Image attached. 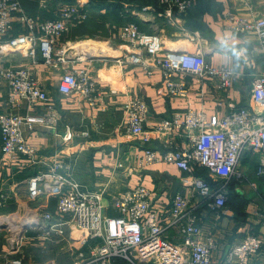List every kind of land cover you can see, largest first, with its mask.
Instances as JSON below:
<instances>
[{"label":"built area","instance_id":"obj_1","mask_svg":"<svg viewBox=\"0 0 264 264\" xmlns=\"http://www.w3.org/2000/svg\"><path fill=\"white\" fill-rule=\"evenodd\" d=\"M156 1L167 16H172L174 10L186 12L193 5V0ZM224 18L233 31L254 33L264 51V15L250 19L227 11ZM87 19V9L76 2L63 3L55 19H41L27 12L22 0H0V170L37 159L38 146L23 132L31 116L15 111L25 103H42L45 109L40 113L41 124L58 132L61 113L34 71L40 58L60 72L57 89L61 94L77 97L94 111H109L108 93L90 67L71 63L87 60L89 50H80L72 58L69 51L76 49L75 44L60 46L65 34ZM119 37L134 49L114 51L109 56L114 60L112 64L140 67L147 76L160 72L171 97H187L189 93L188 81L179 73L194 75L199 81L213 77L224 88L231 87L236 79L235 69L210 64L202 48H166L157 33L143 32L137 22L125 23ZM6 51L24 52L30 65H6L2 57ZM5 85L9 89L6 99ZM117 92L111 89V93ZM251 97L255 108L229 102L230 113L220 119H209L204 109L189 104L184 113L176 112L148 128V101L135 94L127 96L120 106L125 131L144 142L151 141L154 135L161 146H145L138 155V166L173 163L185 173L181 181L186 190L174 193L167 210L161 204L155 207L154 191L139 183L114 198L111 207L117 214L105 215L103 208L108 205L103 202V193L87 189L75 179V157L57 152L46 162L47 170L28 179L30 201L37 202L28 221L49 234L69 239L77 251L71 264H252L264 246L258 233L246 232L240 241L229 244L218 259L215 253L220 251V242L204 233L197 211L201 207L215 217L235 216L228 206V183L233 176L241 175L238 167L247 151L260 155L257 172L264 177V70L253 81ZM66 131L63 140L69 142L75 133L69 126ZM81 135L89 136V131H82ZM200 168L206 169L211 178L199 175ZM50 197L56 199L55 214L44 209V203L42 207L38 204L42 198ZM7 198L6 193L0 194V206ZM254 214L264 228V208ZM172 227H177L179 241L168 237ZM4 264L59 263L55 258L27 262L18 256Z\"/></svg>","mask_w":264,"mask_h":264},{"label":"crops","instance_id":"obj_2","mask_svg":"<svg viewBox=\"0 0 264 264\" xmlns=\"http://www.w3.org/2000/svg\"><path fill=\"white\" fill-rule=\"evenodd\" d=\"M84 1L75 2L85 7ZM65 2L69 0H22L24 9L41 19L57 18L61 5ZM121 3L122 8L116 12L112 11L109 13L111 15L105 8L97 14L89 12L90 19L82 29L79 28L80 25L74 26L60 42V46L64 43L75 44L76 50L69 51L72 58L76 57L79 50H89L87 60H71V63L90 67L93 76L108 93L109 111H94L77 97L61 94L57 89L60 72L46 65L40 58L34 71L41 84L51 93L62 119L58 132H55L41 124L40 113L45 109L42 103H25L15 110L19 114L31 116L30 123L23 126V132L39 150L37 162L1 168L0 194L6 193L8 198L0 208L6 206L8 200L12 208L25 207L28 179L47 170L46 162L50 161L55 153L62 152L64 156L76 158L75 179L87 189L103 193V202L108 205L103 208L105 215L117 214L111 207L114 198L128 187L139 183L154 191L155 207L161 204L170 210L174 193L186 190L181 181L185 173L168 162L156 163L146 168L138 166V155L145 146H161L159 139L154 135L151 141L144 142L140 137L125 131L120 106L126 97L135 94L148 101V128L176 112L184 113L189 104L196 109H204L209 119H220L230 113L229 102L241 107L255 108L251 89L256 76L264 70V51L254 33L242 34L233 31L224 14L233 11L250 19L263 16L264 0H193V5L186 12L174 10L172 16L162 14L163 7L159 6L156 0H124ZM95 21L98 23L92 25ZM131 21L137 22L143 32L157 33L166 48L191 51L202 48L210 64L235 69L236 79L232 86L224 88L220 81L213 77H205L199 81L194 75L179 73V76L188 81L189 93L187 97H171L163 85L160 72L147 76L140 67L112 64L114 60L109 57L111 55L100 56V52L94 54L91 51L88 42L98 39L100 41V38L104 39L100 42L105 43L106 48L113 52L133 50L132 46L124 44L119 37L122 26ZM15 52L6 51L2 55L6 65H30V60L24 52ZM111 89L118 92L113 94ZM8 92L9 89L5 85L4 99ZM4 108L7 109L6 104ZM67 126L75 133L69 142L63 140ZM82 131H89V136L81 135ZM1 145L0 133V151ZM259 161L258 153L247 151L239 163L241 175L233 176L229 180L228 206L234 210V217H215L205 209L197 208L204 233L212 234L220 242V251L215 253L218 259L225 254L229 244L240 241L250 230L264 239V228L257 222L254 214L256 210L264 208V177L257 172ZM197 173L211 178L206 169L200 168ZM45 203L46 206L49 204L56 208L54 197L44 199ZM171 229L167 232L168 237L179 241L177 227ZM1 260L0 264H4ZM252 264H264V246L262 254L255 257Z\"/></svg>","mask_w":264,"mask_h":264},{"label":"rangeland","instance_id":"obj_3","mask_svg":"<svg viewBox=\"0 0 264 264\" xmlns=\"http://www.w3.org/2000/svg\"><path fill=\"white\" fill-rule=\"evenodd\" d=\"M100 39V41L104 40L103 38ZM100 41L99 39L89 41V48L101 44ZM38 56L41 57V54L39 53ZM27 196V204L23 208H12L10 200L7 202V207L0 208L1 261L5 263L7 259L11 260L20 256L27 262L55 258L59 264H71L76 256V248L71 246V241L66 237L56 233L49 234L44 229L36 228L34 223L28 221L33 216L31 209L36 207L37 202L30 201L28 194ZM44 199L46 198H42L38 203L40 204L39 207H42ZM49 204L48 206H46V203L43 204V208L55 214L56 208ZM170 231L173 232L172 229ZM78 233L79 231H77Z\"/></svg>","mask_w":264,"mask_h":264},{"label":"trees","instance_id":"obj_4","mask_svg":"<svg viewBox=\"0 0 264 264\" xmlns=\"http://www.w3.org/2000/svg\"><path fill=\"white\" fill-rule=\"evenodd\" d=\"M77 0H69V2H75ZM122 1L124 0H85L84 1V5H85V9H87V12L89 13H92V14H97V13H100V10L102 8H105L107 13H111L112 11L113 12H116L117 10L121 9L122 8V5L123 3H121ZM111 15V14H109ZM102 17V16H101ZM90 18L87 19V21L89 20ZM87 21L84 22V24L82 23L80 25L79 28L82 29V27L87 23ZM135 22V21H134ZM98 22L95 21L93 24H97Z\"/></svg>","mask_w":264,"mask_h":264},{"label":"bare ground","instance_id":"obj_5","mask_svg":"<svg viewBox=\"0 0 264 264\" xmlns=\"http://www.w3.org/2000/svg\"><path fill=\"white\" fill-rule=\"evenodd\" d=\"M83 43H85V41H84ZM83 43H81L82 46H83ZM100 43H101V44L94 45L93 47L90 48L91 51L94 52V54L97 53V52H100V53H102V54H109V55H112V54H113V51H112L110 48H106L105 43H102V42H100ZM85 46H86V45H85ZM83 47H84V46H83ZM81 48H82V47H81ZM86 49H87V48H86ZM88 49H89V48H88ZM108 75H109V73H108ZM13 225H14V223H13Z\"/></svg>","mask_w":264,"mask_h":264}]
</instances>
